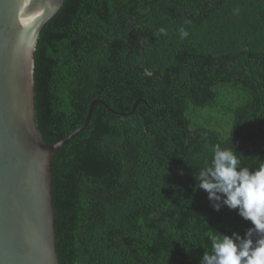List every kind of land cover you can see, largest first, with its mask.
Segmentation results:
<instances>
[{
  "label": "trees",
  "instance_id": "trees-1",
  "mask_svg": "<svg viewBox=\"0 0 264 264\" xmlns=\"http://www.w3.org/2000/svg\"><path fill=\"white\" fill-rule=\"evenodd\" d=\"M33 76L46 143L92 100L113 109L95 103L52 158L60 264H200L210 235L251 227L194 176L216 144L264 163V0H64Z\"/></svg>",
  "mask_w": 264,
  "mask_h": 264
},
{
  "label": "water",
  "instance_id": "water-1",
  "mask_svg": "<svg viewBox=\"0 0 264 264\" xmlns=\"http://www.w3.org/2000/svg\"><path fill=\"white\" fill-rule=\"evenodd\" d=\"M64 0H0V264H60L55 249L52 158L87 124L46 143L35 120L34 51ZM124 114V113H119Z\"/></svg>",
  "mask_w": 264,
  "mask_h": 264
},
{
  "label": "clouds",
  "instance_id": "clouds-1",
  "mask_svg": "<svg viewBox=\"0 0 264 264\" xmlns=\"http://www.w3.org/2000/svg\"><path fill=\"white\" fill-rule=\"evenodd\" d=\"M180 36L186 38L188 32L181 28ZM237 153L216 144L210 163L194 176L195 187L207 193L214 210H237L251 227L243 235H210L211 252L202 255L200 264H264V163L255 170L242 167Z\"/></svg>",
  "mask_w": 264,
  "mask_h": 264
}]
</instances>
